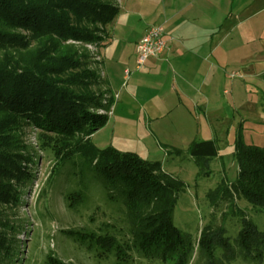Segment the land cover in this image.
<instances>
[{
	"label": "rangeland",
	"instance_id": "rangeland-1",
	"mask_svg": "<svg viewBox=\"0 0 264 264\" xmlns=\"http://www.w3.org/2000/svg\"><path fill=\"white\" fill-rule=\"evenodd\" d=\"M241 21V26L235 28L236 32L216 54L221 67L212 61L210 114L185 101L180 108L157 107L160 114L149 120L143 114L145 104L127 102L115 114L112 108L107 123L91 138L99 149L112 147L160 162L164 173L185 183L173 222L190 236L195 246L188 264H208L206 256L198 250L200 233L207 225L217 228L223 223L233 258L225 257L224 249L217 248L216 264H264V255L246 259L241 253L238 244L241 215H228L224 220L223 212H229L231 207L224 204L221 210L213 211L207 198L223 178L231 183L237 180L238 140L264 148V7L244 12ZM138 24L140 21L134 19L132 25ZM235 25L234 21H226L224 31L230 32ZM110 33L114 35L112 29ZM235 44L241 45L237 57L229 53ZM114 49L118 61L106 60L108 65L101 67L102 84L98 88L101 94L118 96L103 85L111 73L127 90L148 87L145 97L140 94L143 101L152 95L171 101L167 98L169 93L157 90L160 85L153 77H147L144 67L137 68L134 44L117 41ZM92 67L100 70L96 61ZM125 70L131 72L128 79ZM38 134L33 126L26 128V145L33 159L27 170L32 179L20 184L18 203L1 206L12 224L11 230L20 234L19 245L14 246L10 255L4 254L0 264H52L53 260L58 264H178L175 259L150 258L131 247V225L123 199L109 197L87 160L75 155L62 161V156L41 147ZM208 140L215 141L219 155L211 161L210 176H204L190 156L189 147ZM238 207L246 211L259 232H264V212L253 211L245 199L238 202ZM106 236L116 238L121 248L112 250L101 245L98 240Z\"/></svg>",
	"mask_w": 264,
	"mask_h": 264
},
{
	"label": "trees",
	"instance_id": "trees-1",
	"mask_svg": "<svg viewBox=\"0 0 264 264\" xmlns=\"http://www.w3.org/2000/svg\"><path fill=\"white\" fill-rule=\"evenodd\" d=\"M113 1L0 0V260L19 245L20 233L11 230L1 206L18 203L20 184L32 179L27 168L33 159L25 140L30 126L37 129L44 150L59 154L62 161L75 155L87 160L109 197L123 199L131 247L150 258L175 259L178 264H188L195 253L190 236L173 222L185 183L164 173L160 162L112 147L99 149L91 142L107 123L113 100L98 91L100 73L92 67L86 46H97L101 53L108 44L120 11ZM236 146L237 180L223 178L207 198L213 211L224 204L231 207L223 212L224 220L241 215V253L246 259H258L264 255V232L257 230L238 202L245 199L253 211L264 212V148L242 140ZM189 154L200 175L210 176L211 161L219 155L215 141L194 142ZM98 242L112 250L121 248L114 237H101ZM217 248L233 258L224 223L217 228L207 225L200 233L198 250L208 264H216Z\"/></svg>",
	"mask_w": 264,
	"mask_h": 264
},
{
	"label": "crops",
	"instance_id": "crops-1",
	"mask_svg": "<svg viewBox=\"0 0 264 264\" xmlns=\"http://www.w3.org/2000/svg\"><path fill=\"white\" fill-rule=\"evenodd\" d=\"M261 6L264 7V0H119L120 11L111 25L114 35L110 33V40L102 49V66L108 65L109 59L118 61L114 49L117 41L134 44L136 54V46L148 28L162 24L168 47L160 56L149 58L143 69L147 77H153L160 85L157 90L169 93L167 98L171 101L157 95L143 101L140 94L145 97L148 87L127 90L124 83L119 85L109 73L105 87L112 94L118 93L115 98L108 94L113 100L114 114L121 104L137 102L140 106L145 104L143 114L150 120L160 114L159 108H180L185 101L210 114L212 61L221 67L216 54L241 26L243 13L259 10ZM134 19L140 21L137 27L132 25ZM226 21L236 23L230 32L224 31ZM240 50L241 45L235 44L229 49L230 56L237 57Z\"/></svg>",
	"mask_w": 264,
	"mask_h": 264
},
{
	"label": "built area",
	"instance_id": "built-area-1",
	"mask_svg": "<svg viewBox=\"0 0 264 264\" xmlns=\"http://www.w3.org/2000/svg\"><path fill=\"white\" fill-rule=\"evenodd\" d=\"M118 6L119 0H115ZM87 49L91 52L93 61L100 64V75L102 70L101 53L97 46L87 45ZM168 47V40L165 37V28L162 24L152 25L148 28L144 37L136 46L137 68H142L147 60L151 57H158L165 52ZM131 75L130 71L125 72V78L128 79Z\"/></svg>",
	"mask_w": 264,
	"mask_h": 264
}]
</instances>
